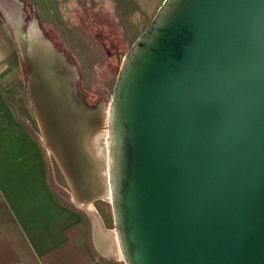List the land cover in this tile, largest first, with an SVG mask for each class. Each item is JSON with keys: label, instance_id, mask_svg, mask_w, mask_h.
Returning <instances> with one entry per match:
<instances>
[{"label": "water", "instance_id": "obj_1", "mask_svg": "<svg viewBox=\"0 0 264 264\" xmlns=\"http://www.w3.org/2000/svg\"><path fill=\"white\" fill-rule=\"evenodd\" d=\"M35 26L17 37L28 98L87 206L105 188L104 105ZM107 128L124 264H264V0H164L121 62Z\"/></svg>", "mask_w": 264, "mask_h": 264}, {"label": "crops", "instance_id": "obj_2", "mask_svg": "<svg viewBox=\"0 0 264 264\" xmlns=\"http://www.w3.org/2000/svg\"><path fill=\"white\" fill-rule=\"evenodd\" d=\"M50 1L42 0L46 23ZM65 1L55 4L59 28L65 11H76ZM163 1L90 0L88 5L106 8L114 19L115 13L121 28L142 32ZM11 3L0 0V264H124L118 245L114 247L115 231L113 236L107 230V217L90 212L82 216L51 187L47 156L29 124L23 68L12 32L19 27L22 4Z\"/></svg>", "mask_w": 264, "mask_h": 264}, {"label": "rangeland", "instance_id": "obj_3", "mask_svg": "<svg viewBox=\"0 0 264 264\" xmlns=\"http://www.w3.org/2000/svg\"><path fill=\"white\" fill-rule=\"evenodd\" d=\"M9 1L11 3L14 0ZM18 1H20V5L22 4V10H20L22 11V18L20 19L18 29H13L12 32L19 57L18 35L25 34L30 25L31 27H36V24L40 28L42 24L49 38L45 37L54 43L56 42L57 44L55 43L56 45L54 46L62 49L72 64L75 65L78 75V88L83 92L87 103L89 105H95L98 102H102L104 105L103 123L94 136L92 147L99 158V169L102 173L101 181L105 188L101 198L89 205L93 208V216L97 215L100 219L101 216L102 218L103 216L107 217V230L114 236L115 226L112 220L113 214L108 186V167L106 166L108 162V111L121 62L135 39L142 32L124 27L121 28L115 13L113 16L118 21H115L110 12L104 11L106 8L99 6L93 8L89 6L90 0H80V6L76 2L77 0L74 3H71L74 0L65 1L68 5L70 4V9L75 8L76 11H65V19H68V21H62V28L58 27L56 21L59 16L56 12V0H52V3L50 1V4H53V6H50L49 9H52V12H54H49L50 22L48 23L43 22L41 19L42 0ZM97 1H101L102 3V0ZM84 4L88 5V7H85ZM9 5L12 6V3ZM87 9H89V12H85ZM72 23L77 26L74 30L73 28H68ZM44 29L41 30L44 31ZM35 31L38 32L36 29ZM20 62L22 64L21 58ZM22 68L23 72L20 71V74L22 79H24L23 83L26 90L28 70L23 64ZM29 106V124L34 136L47 156L50 183L53 191L61 201L73 207L82 216H91L87 210L89 205L85 207L82 204L76 203V200L72 198L73 192L71 185L50 147L45 142L40 124L30 101ZM115 244L116 242L114 240Z\"/></svg>", "mask_w": 264, "mask_h": 264}, {"label": "bare ground", "instance_id": "obj_4", "mask_svg": "<svg viewBox=\"0 0 264 264\" xmlns=\"http://www.w3.org/2000/svg\"><path fill=\"white\" fill-rule=\"evenodd\" d=\"M35 27H32V30H35L34 29ZM106 166H107V164H106ZM72 197V196H71ZM73 198V197H72ZM74 199V198H73ZM73 201V200H72ZM82 207V206H81ZM86 207V206H85ZM80 208V207H79ZM87 210L90 212V213H94V211H93V208L89 205L88 206V208H87ZM115 248L117 247V244H115V246H114ZM117 249V248H116ZM119 249H117V251H118ZM118 254H119V251H118Z\"/></svg>", "mask_w": 264, "mask_h": 264}, {"label": "trees", "instance_id": "obj_5", "mask_svg": "<svg viewBox=\"0 0 264 264\" xmlns=\"http://www.w3.org/2000/svg\"><path fill=\"white\" fill-rule=\"evenodd\" d=\"M39 25H40V24H39ZM40 28H41L42 30L44 29V27H43L42 24L40 25ZM43 34H44V36H46L47 38H49L47 32H45V29H44V31H43ZM51 41H52V40H51ZM52 42H53V41H52ZM53 43H54V42H53ZM55 43H56V42H55ZM55 43H54V45L57 44V43H56V44H55ZM64 53H65V52H64ZM65 54H66V53H65Z\"/></svg>", "mask_w": 264, "mask_h": 264}]
</instances>
